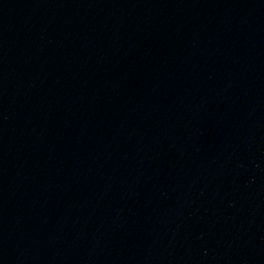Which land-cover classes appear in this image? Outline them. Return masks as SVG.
<instances>
[{
	"label": "water",
	"instance_id": "1",
	"mask_svg": "<svg viewBox=\"0 0 264 264\" xmlns=\"http://www.w3.org/2000/svg\"><path fill=\"white\" fill-rule=\"evenodd\" d=\"M0 264H264V0H0Z\"/></svg>",
	"mask_w": 264,
	"mask_h": 264
}]
</instances>
